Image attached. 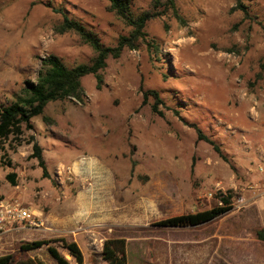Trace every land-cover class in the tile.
<instances>
[{"label": "rangeland", "instance_id": "374dc122", "mask_svg": "<svg viewBox=\"0 0 264 264\" xmlns=\"http://www.w3.org/2000/svg\"><path fill=\"white\" fill-rule=\"evenodd\" d=\"M134 16L151 19L146 36L82 79L83 102L50 103L33 119L22 145L0 152L1 200H18L34 221L0 241L15 254L57 264L47 247L76 242L83 264H108L106 240L126 241L127 264H264V194L256 164L264 152V0H129ZM115 47L128 26L107 0H0V109L41 60L68 67L96 53L74 33H59L63 14ZM157 91L162 100L153 110ZM198 129L206 139H199ZM43 148L48 177L32 158ZM212 142V143H211ZM16 175V185L8 179ZM231 209L197 227L161 222L222 205ZM236 232V233H234Z\"/></svg>", "mask_w": 264, "mask_h": 264}, {"label": "trees", "instance_id": "16d2710c", "mask_svg": "<svg viewBox=\"0 0 264 264\" xmlns=\"http://www.w3.org/2000/svg\"><path fill=\"white\" fill-rule=\"evenodd\" d=\"M111 8L118 16L132 28L130 36H122L115 47H108L102 44L95 33L88 30L81 22L71 19L64 12L63 22L58 28L59 33L74 32L78 34L84 43L90 45L96 53L90 64H80L75 67H68L57 55H49L41 60V68L38 71L36 81L28 80L24 83L20 92L14 97V101L0 109V152L5 150V142L10 138L17 146L22 145L25 131L34 129L33 119L43 116L46 107L57 101L75 100L83 102L85 96L82 86V79L88 75H94L97 79V86L100 89L102 84L101 72L107 67V60L110 57L119 58L125 48H135V43L146 36L145 28L148 22L158 17L163 12H145L134 16L129 0H107ZM168 8L176 10V0H168ZM239 9L246 14V7L240 0H237ZM264 35V32H263ZM156 99L153 106L155 112L162 100L157 91H151ZM199 139H206L201 130L198 129ZM32 158L37 159L38 165L43 170V176L48 177L46 162L43 157V148L31 138ZM212 143V142H211ZM8 179L13 186L16 185V175L9 174ZM231 198H222V205L215 206L209 210L193 214H185L168 218L161 222V226L168 228L197 227L214 221L226 214L231 209ZM1 200V197H0ZM264 239V235H259ZM78 264L84 263V255L76 242H68L65 239L57 240ZM51 240H38L24 244L22 251H32L44 246L48 254L57 264H70V261ZM102 259L108 264H127L126 241L124 239H108L105 241L101 253ZM0 264H45L43 261L27 259L19 260L15 254L0 256Z\"/></svg>", "mask_w": 264, "mask_h": 264}, {"label": "built area", "instance_id": "2783aa9c", "mask_svg": "<svg viewBox=\"0 0 264 264\" xmlns=\"http://www.w3.org/2000/svg\"><path fill=\"white\" fill-rule=\"evenodd\" d=\"M256 167L263 182L264 194V152L259 157ZM34 217L31 209L18 200H0V241L6 235L26 228L27 224L34 221Z\"/></svg>", "mask_w": 264, "mask_h": 264}, {"label": "crops", "instance_id": "0c3cea01", "mask_svg": "<svg viewBox=\"0 0 264 264\" xmlns=\"http://www.w3.org/2000/svg\"><path fill=\"white\" fill-rule=\"evenodd\" d=\"M234 233H236V232H234ZM243 264H249L248 262H244Z\"/></svg>", "mask_w": 264, "mask_h": 264}]
</instances>
